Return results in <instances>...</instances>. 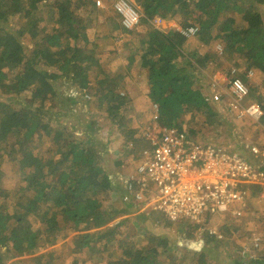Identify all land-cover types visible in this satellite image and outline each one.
<instances>
[{
	"label": "trees",
	"instance_id": "1",
	"mask_svg": "<svg viewBox=\"0 0 264 264\" xmlns=\"http://www.w3.org/2000/svg\"><path fill=\"white\" fill-rule=\"evenodd\" d=\"M118 1L101 0L102 8L93 0H0V264L36 254L33 264H64L51 247L68 236L69 264H264L260 186L196 224L150 212L130 228L119 218L133 201L127 193L140 190L148 125L231 153L242 152L236 140L264 150V0H132L139 20L131 28ZM155 18L165 21L162 30ZM216 75L246 86L260 125L236 118L224 94L229 84ZM62 100L60 120L52 114ZM103 138L106 148H126L125 161H113L117 172L108 170ZM118 179L126 181L123 202L106 207ZM168 230L179 238L166 239Z\"/></svg>",
	"mask_w": 264,
	"mask_h": 264
},
{
	"label": "built area",
	"instance_id": "2",
	"mask_svg": "<svg viewBox=\"0 0 264 264\" xmlns=\"http://www.w3.org/2000/svg\"><path fill=\"white\" fill-rule=\"evenodd\" d=\"M97 6L101 0H93ZM132 0H119L114 8L122 16L127 28L138 24L139 14ZM156 29L165 21L155 18ZM192 35L193 31L189 30ZM229 108L240 118L259 122L263 114L257 105L243 106L248 89L240 80L228 82ZM213 100L218 101V96ZM156 117V116H155ZM146 139L151 149L142 153L136 182L139 191H130L139 206L164 215L171 222L185 220L199 223L208 209L225 211L230 204L246 201L248 186L264 188V150L255 145L243 144V151L255 160L251 165L245 158L220 148L202 146L188 140L176 129L148 126ZM233 217L241 216L240 211ZM259 241L253 244L258 247Z\"/></svg>",
	"mask_w": 264,
	"mask_h": 264
},
{
	"label": "rangeland",
	"instance_id": "3",
	"mask_svg": "<svg viewBox=\"0 0 264 264\" xmlns=\"http://www.w3.org/2000/svg\"><path fill=\"white\" fill-rule=\"evenodd\" d=\"M105 3H106V7H110L111 5H113V3H114V0H105ZM109 4V5H108ZM16 22H17V19H16ZM15 24H13V26H14ZM15 29H16V27H14ZM163 29V27H160L159 28V30H162ZM101 33H103V32H105V31H103L102 30V28H100V29H98ZM95 31H97V29H93L92 30V32H95ZM32 40H33V38L32 37H27L26 39H24L23 40V44H25V46L27 47V48H32ZM195 44H192V43H190V45H189V49H191V48H193V46H194ZM123 67L125 68V66L123 65ZM48 69V70H47ZM46 70H47V75H48V77L50 76L51 77V79H53L55 82H59L58 80H57V77H56V74L53 72V70H51V69H49V68H47ZM95 70V69H94ZM216 78H218L219 77V75H216L215 76ZM215 80H217V79H215ZM228 80H230V79H227V78H224V83L225 82H227L228 83ZM128 89H132V87L130 86V87H127ZM130 89V90H131ZM130 90H128V91H130ZM227 92H228V89H227ZM145 96H142V95H140V98L142 99V98H144ZM142 101V100H141ZM140 103H142V102H140ZM61 107V108H60ZM64 110H65V101L64 100H62L59 104H58V107L55 109V111H53V116L54 117H56V118H58V119H63V112H64ZM87 111L88 110H86V109H82V108H79L78 106H77V108L75 109V112H76V115H77V117H85L86 116V114H87ZM236 118L238 119V118H240L239 117V115L238 116H236ZM236 119V120H237ZM69 120V119H68ZM86 121V120H85ZM149 126V125H148ZM147 126L145 127V130H146V132H147ZM237 129H239V130H247L248 129V127H247V125H244V126H238L237 127ZM223 129H220L219 131H221V134L223 133L224 134V132L222 131ZM253 131H255V130H253ZM259 134V133H258ZM260 134H263L264 135V129H262V133H260ZM145 136H146V134H145ZM262 137V136H261ZM114 139V138H113ZM249 142V141H248ZM248 142H244V145L245 144H247ZM106 143H107V139H105V138H103V145H104V147H105V151L103 150V153L104 152H109V154H108V156H106L105 157V160H107V164H108V166L109 165H112L113 164V161L115 160V159H113L112 158V153H111V151H112V148H113V143L112 144H110V145H108V148H106ZM250 144H252L251 142H249ZM242 147V146H241ZM254 163H255V161H252V165H254ZM124 167V169H127L126 168V165L125 166H123ZM113 170H115L114 168H113ZM118 182H119V184H121V186H124V184H125V180L124 181H122V179H118ZM10 186V182L9 181H4V187L5 188H8ZM120 192H121V190H120ZM117 197H118V194H112L111 195V197L108 199V200H106V207H110V206H114V207H117V205H118V203L117 202H119L118 201V199H117ZM121 202H123L122 201V199H121ZM121 202H119V203H121ZM125 203H126V205H130V201L129 200H126L125 201ZM132 204H133V207H132V209H133V211H128V213L127 214H125L124 216H121V217H119L120 218V220H127V219H129L130 221V228H132V226H134L135 227V225L137 226H142V224L140 223V219L138 220V217H142V219L144 218V219H146L147 218V216H148V211H149V209L148 208H146V207H144V206H139V205H137V207H135L136 206V203L134 202V201H132ZM135 205V206H134ZM134 208H136V209H134ZM155 214H158V213H155ZM158 215H160V214H158ZM262 215L264 216V211L262 212ZM120 220H118V221H120ZM118 221H114L113 222V224H116ZM148 230H151V228L148 226ZM124 233L126 232V228H124L123 230H122ZM160 232V231H159ZM180 233V231H173V230H168V231H166V232H163V234H164V236L166 237V236H168L169 234H171V238H170V240H172V239H178L179 238V236H178V234ZM180 236H182V234H180ZM166 239H169V237H166ZM69 243H71L70 242V237L68 236V237H66V238H61L59 241H58V243L57 244H55L54 246H52L51 248H53L54 250H57V253H60L59 255H62L63 257H64V259H65V261H63V263L64 264H69L70 262H71V258L72 257H68V255L67 254H71L72 252L70 251V247H69V245L68 244ZM183 243L184 242H179V245H180V247L181 246H183V248H184V245H183ZM185 245H186V243H184ZM209 248L210 247H206V248H199V251L200 252H205V253H207V251L209 250ZM193 250H195V249H193ZM183 252H185V251H183ZM209 255H211L212 256V252L209 254ZM235 255H237L236 253H235ZM37 256H39V254H36V255H34V256H29V257H22V258H19L18 259V261H24V264H33L34 263V261L32 260V259H34V258H36ZM243 257V256H242ZM187 259V258H186ZM187 261V260H186ZM66 262V263H65ZM184 264H186V263H184Z\"/></svg>",
	"mask_w": 264,
	"mask_h": 264
},
{
	"label": "crops",
	"instance_id": "4",
	"mask_svg": "<svg viewBox=\"0 0 264 264\" xmlns=\"http://www.w3.org/2000/svg\"><path fill=\"white\" fill-rule=\"evenodd\" d=\"M217 79V81H218V84H222V83H224V78L221 76V75H219V77L218 78H216ZM247 102L244 100L243 102H242V105L245 107V106H247V105H249V104H246ZM250 104H252V103H250ZM253 105H257V104H253ZM258 106V105H257ZM260 109V108H259ZM253 123H255L257 126L258 125H260V122H253ZM260 127V126H259ZM261 129H264V128H261ZM245 141V140H244ZM244 141L242 142H239V140H236V144L238 145V147L240 148V150L242 149V145L244 144ZM193 143H196V142H193ZM251 143H252V145H255V146H257L256 144H255V142L253 143L252 141H251ZM197 144H200V145H202V146H206V145H204V144H201V143H197ZM241 145V146H240ZM121 148L123 149V150H125L126 148L124 147V146H121ZM121 148H119L118 146H116V145H114L113 146V148H112V158L113 159H115L114 160V162H119V161H121V162H123V161H125V155H126V152L125 153H122L121 152ZM226 152H228V153H231L229 150H225ZM233 154H235V155H237V156H240V157H242V158H245L246 159V161H248L250 164L252 163V161H255V160H253L250 156H247L246 154H245V152L243 151V149H242V152H239V154L238 153H236V152H234ZM252 165V164H251ZM113 164L112 165H109L108 166V170L110 171V172H117L116 170H113ZM126 168H127V170H128V168H129V165H127L126 164ZM126 182V181H125ZM249 187V186H248ZM264 189V188H263ZM120 190H121V192H120ZM249 191V188H248V190H247V192ZM117 192L119 193L118 195L121 197L123 194H125L124 193V187H122L121 186V184H119V182H118V187H117ZM116 194V193H115ZM128 195H129V197H133L131 194H129V193H127ZM125 197H128V196H125ZM250 197H248V199H249ZM260 198V200L263 202V204H264V193L259 197ZM126 200H129V198H127ZM135 203H136V206L135 207H137V202L134 200V198L132 199ZM246 201H247V199H246ZM127 207H128V211L130 210V211H133V209H132V207H133V204H128V205H126ZM134 209H136V208H134ZM149 209V211H148V213H150V212H152L151 211V209L150 208H148ZM153 213H155V212H153Z\"/></svg>",
	"mask_w": 264,
	"mask_h": 264
},
{
	"label": "clouds",
	"instance_id": "5",
	"mask_svg": "<svg viewBox=\"0 0 264 264\" xmlns=\"http://www.w3.org/2000/svg\"><path fill=\"white\" fill-rule=\"evenodd\" d=\"M216 148H220V147H216ZM220 149H222V148H220ZM222 150H224V149H222ZM253 244H254V242H253ZM258 246H259V243H258ZM252 247H253V245H252ZM258 248V247H257ZM257 248H254L253 247V249H257Z\"/></svg>",
	"mask_w": 264,
	"mask_h": 264
},
{
	"label": "bare ground",
	"instance_id": "6",
	"mask_svg": "<svg viewBox=\"0 0 264 264\" xmlns=\"http://www.w3.org/2000/svg\"><path fill=\"white\" fill-rule=\"evenodd\" d=\"M168 237L171 238V234H169Z\"/></svg>",
	"mask_w": 264,
	"mask_h": 264
},
{
	"label": "water",
	"instance_id": "7",
	"mask_svg": "<svg viewBox=\"0 0 264 264\" xmlns=\"http://www.w3.org/2000/svg\"><path fill=\"white\" fill-rule=\"evenodd\" d=\"M166 237H168V236H166ZM168 240H170V238Z\"/></svg>",
	"mask_w": 264,
	"mask_h": 264
}]
</instances>
